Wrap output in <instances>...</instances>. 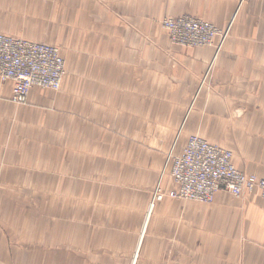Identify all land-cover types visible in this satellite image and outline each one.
<instances>
[{"label":"crops","instance_id":"0c3cea01","mask_svg":"<svg viewBox=\"0 0 264 264\" xmlns=\"http://www.w3.org/2000/svg\"><path fill=\"white\" fill-rule=\"evenodd\" d=\"M181 16L227 36L174 45L160 21ZM0 35L60 47L66 67L55 102L34 88L17 108L0 82V264H264L258 190L151 207L192 136L264 179V0H0ZM114 126L165 157L118 170Z\"/></svg>","mask_w":264,"mask_h":264},{"label":"built area","instance_id":"2783aa9c","mask_svg":"<svg viewBox=\"0 0 264 264\" xmlns=\"http://www.w3.org/2000/svg\"><path fill=\"white\" fill-rule=\"evenodd\" d=\"M161 26L172 44L183 47L213 46L222 34L214 26L186 18L166 20ZM65 75V60L59 48L0 35V82L12 84L13 104H26L34 88L60 91ZM233 157L231 151L192 136L180 155L169 156L167 166L174 189L165 193L159 184L154 201L169 197L209 205L220 191L240 198L256 190L264 198V179L239 171Z\"/></svg>","mask_w":264,"mask_h":264},{"label":"rangeland","instance_id":"374dc122","mask_svg":"<svg viewBox=\"0 0 264 264\" xmlns=\"http://www.w3.org/2000/svg\"><path fill=\"white\" fill-rule=\"evenodd\" d=\"M182 18H186L188 20H194L196 22H201L203 24H208L210 26H214L211 23H208V22H206L204 20L197 19V18H194V17H191V16H181V17H177V18H170V17L164 18L163 20L160 21V25L166 20L177 21V20L182 19ZM224 35L227 36L226 33L222 32V34L220 36H218V37H220L221 39H224L223 38ZM214 46H215V41H214L213 46H201V47H194V46L193 47H189L188 46V47H185V48H203V47H214ZM181 47H183V46H181ZM58 48L60 49V52H61V48L60 47H58ZM61 55H62V52H61ZM40 92H43V93H46V94H48V92H51L55 96V97L52 98V100H53L52 102H55L56 96L61 93V90L58 91V92L50 91V90L40 91ZM35 103L40 104L37 107L43 109V111H41L40 113L46 114L48 112V107L46 106L45 102L43 101V97L38 98L35 101ZM14 106H16L17 108H20V107L21 108H27V107L30 106V103L28 104V102H27L26 104H23V105H16L15 104ZM49 113L55 114V115L58 114V112H56V111H54V113H53L52 110H50ZM44 117L45 116H38L39 119H42ZM40 129H42V127ZM26 130H29V127ZM130 132L131 133L133 132V128L130 130ZM138 132H139V137H140L142 135V131L138 129ZM54 133L56 135L59 133V130H58L57 127L55 128ZM126 136L128 137V130H126V128L114 126V167L118 168V170L119 169H124V168H127V167H133V168H136V169L143 168V167L147 166V162H148L147 159L149 157H155L156 155H160V154H162L161 153L162 151L167 150L168 147H169L168 145L163 144V143H161V144H159V143H150V142L144 143L142 140H139V141H126L125 140ZM129 139H133V135H131V137H129ZM134 139H136V137H134ZM211 144L212 145H216V144H213V143H211ZM174 145H175V143L171 144L170 148H172ZM176 146H177V144H176ZM216 146H219V145H216ZM219 147H221V146H219ZM221 148H223V147H221ZM165 152H164V154H162L164 157H165ZM170 154H174V151L170 152L167 155V160H166L167 164H168V160H169ZM144 162H145V164H144ZM154 163H155V161H154ZM154 170L155 169L152 167V171H154ZM154 172H156V171H154ZM249 175H251V174H249ZM71 179L74 180V181H78L79 178L77 176H75V177L71 176ZM154 181H155V178H153L151 180L152 187L154 185L153 183H155ZM157 187L158 186H156L154 188V190H152V193H151V197H152L151 207L152 208L154 207V205L156 203L154 201V197H155V192L157 190ZM23 193L26 194L27 191H23ZM186 202H189V201H186ZM192 203H196V202H192ZM212 204H209V205H212ZM2 225L5 226V224L3 222H1V220H0V226L2 227ZM11 247H13V246H11Z\"/></svg>","mask_w":264,"mask_h":264},{"label":"bare ground","instance_id":"6f19581e","mask_svg":"<svg viewBox=\"0 0 264 264\" xmlns=\"http://www.w3.org/2000/svg\"><path fill=\"white\" fill-rule=\"evenodd\" d=\"M7 37V36H6ZM10 37V36H9ZM31 42V41H30ZM33 43H36V42H33ZM56 48H58V47H56ZM201 138V137H200Z\"/></svg>","mask_w":264,"mask_h":264}]
</instances>
